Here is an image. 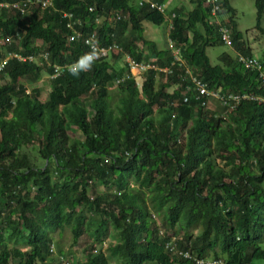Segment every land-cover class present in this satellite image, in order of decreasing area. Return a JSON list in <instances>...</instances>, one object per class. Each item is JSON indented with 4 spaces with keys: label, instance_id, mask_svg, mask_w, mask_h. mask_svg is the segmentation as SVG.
Segmentation results:
<instances>
[{
    "label": "trees",
    "instance_id": "16d2710c",
    "mask_svg": "<svg viewBox=\"0 0 264 264\" xmlns=\"http://www.w3.org/2000/svg\"><path fill=\"white\" fill-rule=\"evenodd\" d=\"M189 1L193 6L184 15L181 7L171 10L166 49L145 39L140 25L142 20L160 24L164 14L136 0H53L50 7L28 6L24 13L0 7V42L13 37L9 46H0V58L5 51L25 57L46 51L49 63L77 61L87 50L65 26L62 13L69 12L81 21L74 27L83 35L94 32L99 44L114 42L136 61L146 59L145 49L153 64L171 67L168 75L147 69L139 92L125 76V63L116 68L98 58L78 77L64 69L49 79L47 97L40 101L39 89L27 93L25 86L51 74L50 65L7 58L0 70L6 79L0 84V264L13 259L16 264L45 263L53 256L50 231L66 224L74 242L83 229L99 244L109 230L114 232L106 253L99 246L77 264H108V259L116 264H195L164 250L170 235L156 231L154 213L173 231L178 249L225 264L264 260V102L242 100L219 117L224 106L214 101V109L199 106L193 91L188 101L181 97L184 66L225 93L264 96V88L228 52L218 56L219 64L209 63L205 47L222 43L202 0ZM253 4L256 29L264 34L258 24L264 0ZM116 14L125 18L116 20ZM220 14L228 15L223 22L233 48L251 55L229 0H221ZM170 46L177 49L180 65H171ZM157 75L165 80L156 81ZM119 78L114 109L107 85ZM84 95L90 98L87 106ZM71 131L81 139L71 138ZM34 139L41 165L18 151ZM97 182L108 189L97 191ZM20 243L22 253L13 247Z\"/></svg>",
    "mask_w": 264,
    "mask_h": 264
},
{
    "label": "built area",
    "instance_id": "2783aa9c",
    "mask_svg": "<svg viewBox=\"0 0 264 264\" xmlns=\"http://www.w3.org/2000/svg\"><path fill=\"white\" fill-rule=\"evenodd\" d=\"M53 0H20L17 2H0V7L13 9H18L21 13L27 12L28 6H37L41 8L50 7L52 5ZM138 5L147 4L149 8L155 9L156 11L160 13H164V4L157 3L152 0H137ZM202 5L207 9L208 15L210 17V22L213 24L218 33L219 40L223 45L229 48H233L232 46V40H231V34L229 32V29L226 27V25L223 23L221 19L218 18V14H220L221 11V0H202ZM92 8L89 7L88 11H91ZM19 12V13H20ZM174 13H170V16H167V27L171 26V19L173 18ZM62 17H64L65 26L67 29H71L72 36L76 38H81L84 46L86 47V53L90 52L93 48L96 49L98 53V58H106L109 59L112 55L120 54L123 57V62L125 63V67L127 69L126 77H131L134 80V83L137 87H141V75L147 70L152 69L156 71H160L163 73V75L171 74V67H158L155 64L151 62V60L144 61L139 60L136 61L134 58L129 55L126 52H123L121 48L114 42H111L107 45H101L97 42L96 36L94 32H90L87 34H82L81 31L74 27L76 24L78 27L81 26V21L72 19V16L69 12H63ZM125 18V15L123 14H116L115 19L120 20ZM97 24L100 20H96ZM16 37L17 34H15ZM13 37L6 36L3 38V40L0 42V46H9L10 43H12ZM171 49V55H173L174 60L171 62V65H174V62H179L180 58L177 55V49L172 48ZM6 56L3 58H0V70L2 69L4 63L6 62L8 57H14L20 61H35L38 62H45L47 65H50L52 69V73L47 75L48 79H51L58 74H60L64 69L69 71L70 66L74 62H66V63H49L48 62V52L46 51H40L36 55H28V56H22L17 52H7L5 51ZM233 53V52H232ZM234 60L235 62L241 66L244 69H247L249 71H252L255 73V79L257 83L264 88V63L259 59L252 55L240 53L237 51H234ZM97 58V59H98ZM181 62H179V65ZM183 73L186 75V83L183 86L181 97L182 101L186 102L189 99V93L193 91L194 93V100L197 105L199 106H205L207 101L213 99L215 100L219 105L224 106L226 110H231L236 107V105L242 101V100H256L260 102H264V96L263 95H253L248 93H222L219 88H212L209 86L206 82H204L201 77L192 75L191 70L184 66ZM136 77L139 79L138 82H136ZM182 79V77H181ZM122 78L116 79L114 82L118 83L121 81ZM153 217V216H152ZM52 244L49 246L48 251L55 257L57 264H74L73 259L71 256H65L54 253V250L52 248ZM163 248L165 251L176 253L178 256H182L183 258L189 259L193 261L195 264H225L224 261L221 259H215L211 257H202L197 256V254L189 249H178L175 244V238L174 236H170L169 240L165 242L163 245Z\"/></svg>",
    "mask_w": 264,
    "mask_h": 264
},
{
    "label": "rangeland",
    "instance_id": "374dc122",
    "mask_svg": "<svg viewBox=\"0 0 264 264\" xmlns=\"http://www.w3.org/2000/svg\"><path fill=\"white\" fill-rule=\"evenodd\" d=\"M137 2V0H136ZM164 4V19L160 24H153L151 22L148 21H144L142 20L140 22L141 28H142V34L143 37L145 39H148L150 41H152L157 49H166V47L168 48L167 45V14L169 12L170 9H173L174 7H181V14L184 15L186 13V11L188 9H190L193 5L191 4V2L189 0H165L162 2ZM229 4L233 9V19L235 21L236 24V29L240 32L241 34V38L244 44V47H248V51L250 54H252V56L262 59L263 63H264V34L261 33L258 29H256V9L254 7L253 4V0H229ZM226 14L222 15V14H218V18L221 19L222 21H224L226 19ZM100 23V22H99ZM224 23V22H223ZM258 24L260 26V28H262L264 30V10L261 12L259 20H258ZM142 55L146 58L143 59L144 61H148L151 60L152 57L150 55H148L146 53V50L143 49L142 50ZM205 54L208 58V61L211 65L214 64H219V60H218V56L223 53V52H228L230 53L232 50L229 47H226L223 44H216V45H212V46H206L205 49ZM123 57L120 54H115L114 57H110L108 59V62L113 65L116 68H120V67H124V62H123ZM164 76H159L157 75V80L159 81V79H161V82H163L165 80ZM6 79H2L0 78V84H2L3 82H5ZM109 81V80H108ZM139 79L136 77V82H138ZM26 90L25 92L28 93L29 90H31V88L33 87H37V89H39V95L37 97V99H39L40 101H44L47 97V92L50 89L49 87V79L47 78V76L45 74H43L37 81L32 82V83H26ZM108 88V101L109 103L113 106V105H117V98L119 95V92L117 90V83L110 81L107 85ZM139 92L141 91V87L138 88ZM172 86H170L169 84H167V91H171ZM219 90L224 94L225 92L222 91L220 88ZM227 93H233V92H227ZM142 94H145V91H142ZM141 95V94H140ZM83 102L85 103V105L87 106L90 98L87 95H84L83 97ZM213 100V99H212ZM215 101V100H214ZM208 105L203 106V107H208L209 109H214L211 106V103H214L212 101H207ZM113 108L115 109V106H113ZM227 111H221L220 113H218L217 115L219 117H226ZM158 115V110L156 109V107H153V116L157 117ZM69 136L71 138H78L81 139V136L76 132V131H71L69 132ZM36 144L37 141L34 139V141H32V143H30L28 146L26 147H21L19 148V153L20 154H25L26 158L29 160V162L31 164L34 165H41L43 160L40 159L37 156L36 153ZM215 163L218 165H221V161L219 159H215ZM256 171V170H254ZM95 189L97 191H105L108 189L107 184L103 185L100 182H97L95 185ZM109 192H112V189H109ZM78 210V209H77ZM153 212V211H150ZM154 213V212H153ZM86 215H91L89 212L86 213ZM152 220V225H154V228L156 229V231L159 234H163L165 233V235H170L172 236L173 231L171 229H167L165 227V224L163 222V219L161 218L160 215L154 213V216L151 217ZM167 231V232H166ZM109 234L104 237L103 242H101V244H99L98 242L91 241V238L88 235V230H84L81 231L79 237L77 238V240L74 242L72 240V230H71V225L70 224H66L63 225L62 227L59 228H55V230L50 231L49 236L51 237L52 241L50 244H52V248H54V251L56 252V254L58 255L59 252L58 250L62 251L61 254H65V256H71L72 259L74 260V262H80L85 258V255L87 252H95L98 250V247L100 246V249L102 251H104V253H106L105 248L108 246L109 244L114 243V232L111 230H109ZM196 231H192V233H195ZM176 234L178 235L177 237H180L181 232H176ZM91 242L94 244L93 245V249H91L92 244ZM9 246H11V243H9ZM13 247H15L20 253H22V251L25 250V245L23 244H16ZM195 251V250H193ZM45 263H49V264H56L55 262V258L52 256H50V258H48L46 261H44ZM17 263V259H13L10 261V264H16ZM45 263H37V264H45ZM108 264H116V261L108 259ZM250 264H264V260L263 259H254L252 260V262Z\"/></svg>",
    "mask_w": 264,
    "mask_h": 264
},
{
    "label": "clouds",
    "instance_id": "9594fccd",
    "mask_svg": "<svg viewBox=\"0 0 264 264\" xmlns=\"http://www.w3.org/2000/svg\"><path fill=\"white\" fill-rule=\"evenodd\" d=\"M171 21H172V19H171ZM167 24H168V22H167ZM170 27H168V29ZM97 58H98V53H97L96 49L93 48L90 52H88L85 55L81 56L77 61H75L70 66V68H69L70 73L73 76H77L78 77L82 72L90 71L92 69V67H93V65H94V63H95V61H96ZM137 88H139V87H137Z\"/></svg>",
    "mask_w": 264,
    "mask_h": 264
},
{
    "label": "crops",
    "instance_id": "0c3cea01",
    "mask_svg": "<svg viewBox=\"0 0 264 264\" xmlns=\"http://www.w3.org/2000/svg\"><path fill=\"white\" fill-rule=\"evenodd\" d=\"M229 5H230V4H229ZM171 10H172V9H170L169 12H168V14H167L168 17L170 16V13H172ZM247 49H248V47H247ZM231 50H232V51L229 53V55L233 56V55H234V51H237V50H235L234 48H232ZM232 52H233V53H232ZM237 52H238V51H237ZM240 53H241V52H240ZM251 55H252V54H251ZM209 101H214V100L211 99V100H209ZM214 102L217 103L216 101H214ZM218 105H219V104H218ZM219 106H220V105H219ZM53 250H54V248H53ZM54 253H56V252L54 251ZM56 255H57V254H56ZM53 257H54V256H53ZM54 258H55V257H54ZM55 262H56V264H57L56 259H55ZM73 262H74V260H73ZM74 264H77V262H74Z\"/></svg>",
    "mask_w": 264,
    "mask_h": 264
}]
</instances>
